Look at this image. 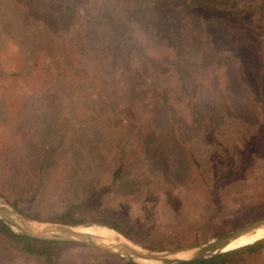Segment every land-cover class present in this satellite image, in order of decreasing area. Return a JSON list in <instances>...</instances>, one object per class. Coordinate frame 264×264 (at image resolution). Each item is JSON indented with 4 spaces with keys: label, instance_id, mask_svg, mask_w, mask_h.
Segmentation results:
<instances>
[{
    "label": "rangeland",
    "instance_id": "1",
    "mask_svg": "<svg viewBox=\"0 0 264 264\" xmlns=\"http://www.w3.org/2000/svg\"><path fill=\"white\" fill-rule=\"evenodd\" d=\"M31 2L26 6L16 0H0L1 198L9 203L12 197L18 198L21 213L37 221H50L74 202L91 198L87 204L90 210L108 209L139 223L165 226L182 221L179 212L193 222L207 219L209 214L213 222H235L234 212L245 200L264 194V159L250 164L244 177L216 182L237 168L243 142L256 132L264 116L248 74L237 71V56L231 46L221 48L219 56H230L225 62L226 76L220 78L225 80L224 95L230 108L217 107L215 98L208 102L212 97L209 83L216 82L211 74L207 81L191 80L181 91L164 86L170 91L167 94L152 92L156 104L152 107L155 122L151 132L112 128L96 123L102 114L105 116L108 94H92L91 99L99 102L91 120L83 121L73 96L59 94L60 103L55 104L54 91L41 92L40 76L29 67L28 60L35 47L44 48L48 41L57 46L60 36L54 35V26L66 25L69 7L59 0ZM97 10L90 14H97ZM44 56L53 60V49ZM166 76L161 78L163 83ZM198 84L199 100H192ZM123 95L116 94L112 100L117 118L124 114L120 112L123 107L114 105ZM189 102L197 103V108ZM202 109L204 112L199 113ZM167 112L172 121L167 120ZM204 113L209 121L199 122ZM38 139L42 140L41 148L35 142ZM190 156L199 161L200 175L191 166ZM116 170L119 173L114 179ZM213 201L220 207L211 214ZM69 248L76 264L121 263L118 256L113 258L95 248ZM0 264L41 262L12 253L6 259L0 256Z\"/></svg>",
    "mask_w": 264,
    "mask_h": 264
},
{
    "label": "trees",
    "instance_id": "2",
    "mask_svg": "<svg viewBox=\"0 0 264 264\" xmlns=\"http://www.w3.org/2000/svg\"><path fill=\"white\" fill-rule=\"evenodd\" d=\"M16 1L21 5H32L31 0ZM65 2L69 7L65 13L66 25L54 26L57 30L54 35L60 36L57 46L48 41L44 48L35 47L28 65L40 76L41 87H44L41 92L52 90L55 99L59 94L74 97L73 104L82 111L81 120L90 121V115H94L99 101L91 99L92 94L104 92L109 101L104 108L105 116L102 114L101 121L96 123L151 132L155 122L152 107L156 104L152 92L167 94L170 91L164 90V86L174 89L173 92L181 91L192 83L191 80L206 78L207 81L211 74L216 82L209 83L212 97L208 102L215 98L216 106L221 104L227 110L230 105L224 95L227 94L223 86L225 80L220 78L226 76L225 62L230 56L219 59L221 48L226 46H231L237 56V71L248 74L264 114V0H245L242 4L235 0H59L60 4ZM95 8L99 9L97 14L91 15ZM78 17L80 21H88L79 22ZM52 49L54 58L49 60L44 55ZM152 72L150 80L145 81ZM163 76H166L165 83L161 79ZM197 92L199 84L194 86L192 100H199ZM123 93L124 97L114 105L123 107L120 112L124 114L117 118L111 104L116 94ZM56 100L54 103L59 104V99ZM188 105L197 108V103L189 102ZM203 112V109L199 111ZM166 115L167 120L172 121L170 112ZM198 120L208 122L209 118L204 113ZM35 142L41 148L42 140ZM241 149L237 168L219 176L216 182L244 177L250 164L264 159V116L256 132L243 142ZM190 162L195 173L200 175L199 161L190 156ZM118 173L119 170L113 173L114 179ZM91 200L74 202L50 221L104 225L136 245L161 249L195 243L264 217V194L254 200H245L234 212L237 216L235 222H213L210 214L207 219L193 222L179 212L182 221L165 226L139 223L108 209L93 207L90 210L87 204ZM18 201L16 197L10 200L23 213ZM211 205V214L218 212L219 203L213 201ZM70 246L77 250L91 249L79 243L22 236L0 221L2 259L13 253L34 257L41 264H76ZM118 260L119 264H131ZM184 264H264V237Z\"/></svg>",
    "mask_w": 264,
    "mask_h": 264
},
{
    "label": "water",
    "instance_id": "3",
    "mask_svg": "<svg viewBox=\"0 0 264 264\" xmlns=\"http://www.w3.org/2000/svg\"><path fill=\"white\" fill-rule=\"evenodd\" d=\"M0 221L9 229L22 236L58 241L74 242L95 248L119 258H124L131 264H142L135 259L154 260L159 264H184L187 262L202 260L216 254H220L235 248L225 247L238 237L264 227V217L243 224L233 230L216 235L201 242L184 244L163 249H148L139 247L115 230L96 223L64 224L51 221H37L22 214L11 203L0 197ZM98 226L112 230L115 234L125 239V243L113 246L109 242H103L98 237L76 230L77 227ZM189 254L185 257H177L179 253Z\"/></svg>",
    "mask_w": 264,
    "mask_h": 264
},
{
    "label": "bare ground",
    "instance_id": "4",
    "mask_svg": "<svg viewBox=\"0 0 264 264\" xmlns=\"http://www.w3.org/2000/svg\"><path fill=\"white\" fill-rule=\"evenodd\" d=\"M76 230L85 232L88 234H91L93 236H96L99 238V240L103 242H109L113 246H118L120 243H125V239H123L121 236L115 234L112 230H108L103 227L98 226H90V227H77ZM264 237V227L258 228L250 233H247L245 235H242L238 237L235 240H232L225 249L230 248H237L245 244H249L255 240H258L260 238ZM189 254V252L186 253H179L176 256L177 257H185ZM136 261L142 263V264H159L157 261L154 260H146V259H135Z\"/></svg>",
    "mask_w": 264,
    "mask_h": 264
}]
</instances>
